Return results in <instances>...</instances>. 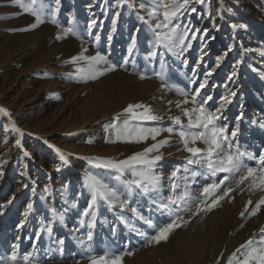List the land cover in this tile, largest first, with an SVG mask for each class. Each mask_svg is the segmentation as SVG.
I'll list each match as a JSON object with an SVG mask.
<instances>
[{
	"label": "rangeland",
	"instance_id": "rangeland-1",
	"mask_svg": "<svg viewBox=\"0 0 264 264\" xmlns=\"http://www.w3.org/2000/svg\"><path fill=\"white\" fill-rule=\"evenodd\" d=\"M118 2L60 0L53 24L55 0H20L19 4L0 0V264L15 244L20 254L33 251L35 244L39 264H89L92 255L120 251L131 253L120 264H226L241 244L262 234L264 207L255 216L240 213L250 198L251 211L264 193L232 182L234 191L218 206L196 214L193 204L191 212L179 213L187 222L173 228L166 240L148 242L174 219L159 204L169 195L171 172L183 166L189 155L177 134L179 126L171 119L179 115L187 124L175 105L191 97L181 92L192 93L211 72L200 91V97H212L205 107L215 110L224 104L218 123L226 122L229 132L239 123L235 143L240 151L258 155L264 149L260 127L264 125V0H204L202 4L193 0L190 7L196 11L185 12L174 22L181 25L177 34L187 36L183 45L175 35L172 40L157 38L138 18L148 19L151 8L138 7L148 0H122L123 6L117 8ZM130 3L137 7H128ZM21 5L39 13L44 23L30 28L35 17ZM92 20L96 24L90 27ZM233 24L246 27L233 28ZM156 32L170 33V29ZM97 52L116 69L92 79L97 69L107 65L87 59L69 62L73 56ZM226 96L231 103L222 100ZM140 103L163 117L143 122L144 127L177 130L157 137V141L169 139L160 149L163 158L156 167L162 178L159 195L129 191L133 179L129 172L102 166L109 159L125 160L156 142L117 140L110 127L122 128L126 119L132 126L140 123L124 112L128 105ZM199 146L204 147L202 142ZM204 182L197 177L191 185L193 195H199ZM95 188L114 190L119 199L109 203L98 196L96 206L85 214ZM124 200L129 201L126 207ZM17 264H22V255Z\"/></svg>",
	"mask_w": 264,
	"mask_h": 264
},
{
	"label": "snow or ice",
	"instance_id": "snow-or-ice-1",
	"mask_svg": "<svg viewBox=\"0 0 264 264\" xmlns=\"http://www.w3.org/2000/svg\"><path fill=\"white\" fill-rule=\"evenodd\" d=\"M15 3L19 4L20 0H14ZM193 0H148V2L139 3L138 7L141 10L150 7L151 10L147 12L148 19L145 20L143 16L138 18L144 20L146 24L153 30L157 38L163 37L164 39L172 40L173 36H176L178 42L183 45L184 40L187 36L184 34H177V29L180 28L179 21L181 16L185 12H195V7H190ZM195 3H204V0H194ZM35 3V0H33ZM56 9L51 12L53 24L57 23L56 13L59 10L60 0H55ZM123 2L120 0L116 4V7H122ZM21 7H24L21 5ZM128 7L135 8V3L128 4ZM25 12H30L35 17V23L30 25V28H36L40 24L44 23L41 15L34 11L32 8L24 7ZM119 16V12L116 13ZM156 23L153 24V20ZM96 21L92 20L90 27L95 25ZM233 28H245L244 24H233ZM169 28V32H156L157 29ZM29 30V29H24ZM70 31V29L68 30ZM138 31V30H137ZM195 31H199L196 29ZM67 34V33H65ZM63 37L57 36V39ZM162 42V41H161ZM132 46L136 44L135 36L132 37ZM190 47V45H185ZM86 51V50H85ZM131 51V48L129 49ZM152 56L157 55V52H152ZM225 56L227 53L224 54ZM224 56H221L217 60L219 64L220 60H223ZM81 59H87L94 63L103 62L107 67L97 69L96 74L90 78L96 79L100 75H104L106 72L114 71L117 67L115 64H109L107 58L100 52H97L94 56L84 57L83 55L73 56L70 58V63H76ZM241 61H237V64ZM79 72H83V68L77 69ZM215 71V69H212ZM235 72L232 73L235 76ZM207 75H211V72L206 74L203 82L199 86L192 90V93L181 92V96L191 97L190 99H184L176 103L177 108H181L182 114L187 118V124L185 125L181 119V116L177 115L171 117L175 125L179 126L177 131L174 127L160 128V127H144L143 122L145 121H156L162 120L163 117L153 114L150 106L145 104H130L124 109L125 113L131 115V118L139 121L140 123L132 126L129 120L123 121V127H117L116 124H112L110 127L116 132V139H125L127 141H147L151 138L155 143L149 147L143 149L141 152L134 153L132 156L125 160L114 161L109 159L102 166L105 168H112L118 170L120 173L129 172L133 179L129 184V191L139 190L141 194L148 195L150 193H160V182L161 176L156 171L157 162L160 161L162 153L160 149L169 144V139L164 138L157 141V137L160 136L161 132H168L172 134L177 131L181 142L183 144V150L189 155L186 157V163L183 166H177L170 174L169 180V195L164 197V201L159 204L160 209L167 210L174 219L170 223L160 227L156 234L149 239V243H159L162 240H166L170 231L175 227H179L181 222L186 223L183 217L179 214L180 212H191L193 210L192 205L195 204V212L198 214L201 211H210L213 207L219 205L220 201L229 196L234 191L231 186L232 182L235 183L236 187L242 184H247L250 192H261L264 193V149H260L258 155L248 151H240L238 143H235L239 132V123L235 125L231 132L228 131L226 122L218 123L221 121L222 109L224 104L215 110H209L205 105L212 99L211 96L200 97L201 89H204L207 85ZM145 77L141 75V79ZM163 78V77H162ZM192 83H196L195 80ZM232 96L235 93H231ZM199 97V99H197ZM222 100L225 103H231L229 97H223ZM169 103H172L171 101ZM195 105V107H182V105ZM140 109L141 111H136ZM6 111V110H5ZM119 119V116L116 117ZM239 117L237 121H239ZM264 128V125H260ZM19 131V129H17ZM108 131V129H106ZM204 145L200 147L199 143ZM16 144L19 145L20 141L17 140ZM59 151V150H57ZM63 158V154H61ZM247 158L248 162H245ZM195 166V167H193ZM223 173L224 175L219 180L216 179L218 174ZM95 180V177H91ZM197 177H202L206 182L203 183L202 187L198 190L199 195H193L191 185L197 182ZM211 182H207V181ZM182 182V183H181ZM243 191V189H241ZM98 196L103 197L109 203H113L118 200V196L114 190L95 188L92 193L91 202L88 205V209L85 210V214L93 209L97 204ZM211 199L210 204H206L207 200ZM154 203L156 201H153ZM123 206H127L129 201H121ZM176 207L173 208L172 206ZM206 205V207H201ZM253 205V200L250 198L247 201V205L244 210L241 211L240 215L243 217L245 213L249 216H255L264 207V195H262ZM28 209L32 208V204H28ZM133 212L137 210L132 209ZM137 215L139 213L137 212ZM141 219H145L141 216ZM146 222L152 225V220L147 219ZM92 224L95 225V214L93 213ZM51 232V229H48ZM261 235L258 239H249L244 244H241L235 251H233L226 260V264H264V229H261ZM92 232L88 233V240L92 239ZM64 241L60 240L59 244L63 245ZM19 244L12 246L10 255L2 260V264H17L18 259H21L22 264H39L36 257V245H32L33 251H25L23 254L18 253ZM243 250V251H242ZM60 251H63L61 248ZM125 254H131L130 252H105L103 255H92L89 259V264H120L121 258ZM223 258V254H221ZM219 264V261H217Z\"/></svg>",
	"mask_w": 264,
	"mask_h": 264
}]
</instances>
